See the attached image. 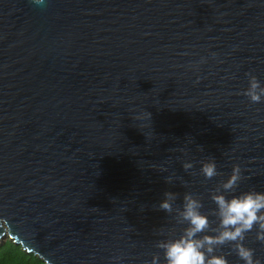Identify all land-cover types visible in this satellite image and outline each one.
<instances>
[{
    "label": "water",
    "instance_id": "obj_1",
    "mask_svg": "<svg viewBox=\"0 0 264 264\" xmlns=\"http://www.w3.org/2000/svg\"><path fill=\"white\" fill-rule=\"evenodd\" d=\"M247 72L264 85V0H0V243L45 264H164L185 193L215 226L234 166L237 193L264 191Z\"/></svg>",
    "mask_w": 264,
    "mask_h": 264
},
{
    "label": "clouds",
    "instance_id": "obj_2",
    "mask_svg": "<svg viewBox=\"0 0 264 264\" xmlns=\"http://www.w3.org/2000/svg\"><path fill=\"white\" fill-rule=\"evenodd\" d=\"M37 6L46 0H32ZM248 87L243 91L252 103L264 102V85L252 72H247ZM151 115V114H150ZM185 171L193 168L190 161L182 164ZM200 173L205 179H212L219 173L214 159L201 164ZM241 170L239 165L223 183L210 193L215 205L212 215L216 217L213 226L209 214L202 211L203 201L191 192L185 193L182 207L176 209L177 222L183 225L178 235L157 242L156 247L163 253L164 264H233L229 259L235 255L236 264H264V258L257 256L256 249L249 247L245 241L247 234L255 232V241L264 244V191L251 189L237 193ZM172 177H166L171 183ZM225 193H232L231 196ZM176 194L171 191L164 193L158 205L160 210L173 212ZM7 226L9 221L0 218V228ZM228 247L229 251L224 252ZM150 264H161L159 255H153Z\"/></svg>",
    "mask_w": 264,
    "mask_h": 264
},
{
    "label": "trees",
    "instance_id": "obj_3",
    "mask_svg": "<svg viewBox=\"0 0 264 264\" xmlns=\"http://www.w3.org/2000/svg\"><path fill=\"white\" fill-rule=\"evenodd\" d=\"M0 264H45L34 254L25 252L20 245L11 240L0 243Z\"/></svg>",
    "mask_w": 264,
    "mask_h": 264
},
{
    "label": "rangeland",
    "instance_id": "obj_4",
    "mask_svg": "<svg viewBox=\"0 0 264 264\" xmlns=\"http://www.w3.org/2000/svg\"><path fill=\"white\" fill-rule=\"evenodd\" d=\"M1 242V241H0Z\"/></svg>",
    "mask_w": 264,
    "mask_h": 264
}]
</instances>
